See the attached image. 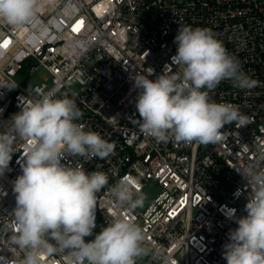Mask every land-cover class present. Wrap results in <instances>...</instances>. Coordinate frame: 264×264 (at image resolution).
<instances>
[{
    "label": "built area",
    "instance_id": "1",
    "mask_svg": "<svg viewBox=\"0 0 264 264\" xmlns=\"http://www.w3.org/2000/svg\"><path fill=\"white\" fill-rule=\"evenodd\" d=\"M34 23L13 28L0 21V131L27 101L55 92L83 113L77 123L115 145L98 158L68 157L72 166L101 171L108 185L97 194L95 232L117 216L142 227L151 249L137 264H227L223 245L246 215V181L238 172L264 153V0H41ZM211 29L243 71L257 81L240 90L228 81L210 93L232 103L249 123L225 125L215 144L157 141L141 128L135 108L134 78L150 68L155 79L172 65L178 28ZM39 79V81L32 82ZM26 141L18 140L8 170L0 176V264H20L9 238L18 226L13 215V182L22 174ZM63 162V161H62ZM132 182L144 193L158 191L142 207H117L111 188ZM94 237H86L91 240ZM45 264H63L62 255Z\"/></svg>",
    "mask_w": 264,
    "mask_h": 264
},
{
    "label": "clouds",
    "instance_id": "2",
    "mask_svg": "<svg viewBox=\"0 0 264 264\" xmlns=\"http://www.w3.org/2000/svg\"><path fill=\"white\" fill-rule=\"evenodd\" d=\"M41 6V0H0V21L23 28L34 23ZM174 43L171 62L178 74L166 66L155 79L149 78L151 68L133 79L142 130L160 142L174 138L208 145L222 139L225 125H247L249 117L238 106L216 102L210 95L225 80L240 90L257 86L223 42L211 29L182 26ZM82 116L73 99L57 98L53 91L27 101L0 131V176L9 168L16 142L26 141L22 174L13 182L18 231L9 238L12 250L23 253L20 264H45L53 255H62L63 264H137L151 252L142 227L128 217L117 216L95 232L97 194L109 178L81 164L72 166L68 157L103 160L115 145L85 131L77 123ZM238 172L248 190L246 215L229 211L237 227L229 231L222 256L227 264H264V153ZM111 195L117 207L138 208L145 200L127 179L113 186Z\"/></svg>",
    "mask_w": 264,
    "mask_h": 264
},
{
    "label": "rangeland",
    "instance_id": "3",
    "mask_svg": "<svg viewBox=\"0 0 264 264\" xmlns=\"http://www.w3.org/2000/svg\"><path fill=\"white\" fill-rule=\"evenodd\" d=\"M39 81L37 78L36 80H33L32 82ZM158 191V186L156 184H151L147 190L144 191L145 200L144 203L148 202V200Z\"/></svg>",
    "mask_w": 264,
    "mask_h": 264
}]
</instances>
